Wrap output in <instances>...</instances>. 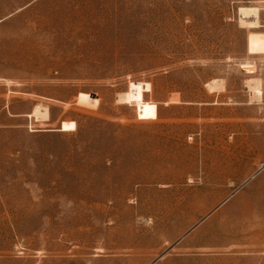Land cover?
Wrapping results in <instances>:
<instances>
[{"label":"rangeland","instance_id":"374dc122","mask_svg":"<svg viewBox=\"0 0 264 264\" xmlns=\"http://www.w3.org/2000/svg\"><path fill=\"white\" fill-rule=\"evenodd\" d=\"M251 34L264 0H0V264H264Z\"/></svg>","mask_w":264,"mask_h":264},{"label":"bare ground","instance_id":"6f19581e","mask_svg":"<svg viewBox=\"0 0 264 264\" xmlns=\"http://www.w3.org/2000/svg\"><path fill=\"white\" fill-rule=\"evenodd\" d=\"M248 49H249V52L253 55L263 54L264 53V34H251L248 38ZM214 83H212V84L214 85ZM212 84H210V86ZM248 89L252 92L254 98H260L261 97L262 92H261V84L259 83V81L252 82L250 85H248ZM144 91L150 92L151 91V85L146 84L144 86ZM120 99L127 101L128 95L125 94V96L120 97L119 100ZM39 114L46 116L47 111L46 110L41 111V110L37 109L35 115H39Z\"/></svg>","mask_w":264,"mask_h":264}]
</instances>
